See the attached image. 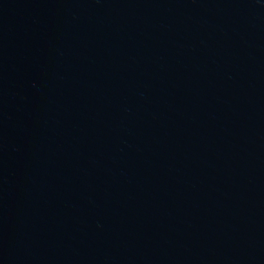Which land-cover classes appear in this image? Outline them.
I'll use <instances>...</instances> for the list:
<instances>
[{"label": "water", "instance_id": "95a60500", "mask_svg": "<svg viewBox=\"0 0 264 264\" xmlns=\"http://www.w3.org/2000/svg\"><path fill=\"white\" fill-rule=\"evenodd\" d=\"M0 264H264V0H0Z\"/></svg>", "mask_w": 264, "mask_h": 264}]
</instances>
